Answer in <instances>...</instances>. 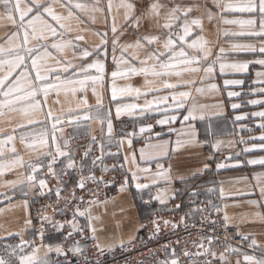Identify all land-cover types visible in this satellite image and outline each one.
<instances>
[{
    "label": "crops",
    "instance_id": "0c3cea01",
    "mask_svg": "<svg viewBox=\"0 0 264 264\" xmlns=\"http://www.w3.org/2000/svg\"><path fill=\"white\" fill-rule=\"evenodd\" d=\"M12 2L14 5L15 0ZM39 2L45 7L51 6L56 15L68 17L69 9L66 5L69 0ZM108 2L109 0H71L72 5L79 3L84 5V8L73 7L72 17L62 21L71 30L56 38L57 42L70 40L75 46L66 48L62 55L58 54L59 59L74 66L67 73L61 72L62 79L72 77L73 71H79L99 59L105 63L102 82L95 85L89 83L85 91H77L75 96L64 91H51L46 98L41 94L39 99L46 102L41 109L30 112L29 116L22 113L23 104L14 105L12 109H0V141H5L0 143V165H3L0 169L3 172L0 175V243L15 246L23 240L38 248L40 256L44 255L47 245H59L63 248L61 235L46 232L41 240V236L34 232L31 217V199L46 188V185L41 188L39 180L44 179L41 173L51 159L48 153L55 154L56 147L60 146L61 150L72 153L77 166L84 168L93 165L97 149L107 156L108 162L120 161L122 184L112 195L89 206L86 220H81L91 236L93 233L89 229V223L96 229L97 240H93L94 244L99 242L105 249H110L133 239L144 220L138 204L145 209L153 207L155 211L184 205L192 199L206 200L215 196L221 208L223 223L235 226L242 235H254L256 248L264 251V197H261L260 193V188L264 187V166L247 163L250 159L264 156V150L259 148L262 141L258 139L264 134V129L259 127L264 123V119L252 116L254 112L264 111V102L256 105L249 103L251 100L264 101V94L259 92L264 85L254 83L261 79L256 73L264 71V67L255 61L264 56L258 50L253 53L233 49V44L258 45L259 40L247 35H232L247 29L223 23L225 19H248L249 16L230 11L222 12L221 8L216 7V0H126L136 5L130 13L131 19L126 22V10L120 7L121 0H111V13L108 12ZM154 2L162 5L159 17L145 15L148 5ZM220 2L223 5L234 3L236 0ZM29 6H32V0H21L22 9ZM94 7H100L103 11H93ZM173 7H179L180 12L176 14L179 20L172 21V32L183 35L181 26L185 21L190 25L191 34L185 38L184 44L189 55H200L198 49L187 47V44L197 37L207 41V47L211 49L207 61L193 65L201 70L184 72L181 77H166L169 83L182 85L175 89H164L162 82L151 75H129L113 80L111 72L115 70L116 65L113 63L112 39L118 38L115 53L117 60L121 59L120 46L135 43L137 38L160 36L161 40L166 39L168 30L161 25L166 22V16ZM186 10H190L187 16L184 15ZM45 18L57 27L58 32L63 31L50 17ZM138 18L139 24L134 26ZM15 19L18 25V14H15ZM194 19H198L200 24H191ZM113 23L117 28L115 34L111 31ZM16 25L7 19L0 5V47L8 49L22 44L23 33L20 32L19 36L13 35L18 32ZM97 33H107V39H110L107 58L103 55H93L82 59L81 53L84 49L93 51L100 44L101 36ZM77 36H82L83 39L76 40ZM29 41V47L36 44L31 37ZM142 43L145 44L144 47L129 49L124 53L126 59H131L132 52L136 53L137 60L131 66L142 67L139 61L144 59L148 52L156 48L163 50L160 44L147 46L145 41ZM220 48L225 52L217 61ZM103 51L101 48V52ZM214 61V72L206 74L203 68ZM245 61L250 62L246 72L239 73L227 68L223 73L220 71V63ZM49 63L56 69L63 67L52 60ZM28 64L30 68V61ZM121 68L124 66L121 65ZM20 71L14 73L10 80L19 75ZM2 74L0 72V75ZM90 74L99 75L94 69L90 70ZM32 76H35L34 72ZM76 79H83V76ZM225 80H241L243 84L225 85ZM146 81H151L152 84H147ZM113 84L117 88L130 86L132 89H139L140 94L136 91L118 93L116 100H113ZM213 84L216 85L215 89L210 87ZM75 87L79 88V85ZM93 87L96 89V95H93ZM152 87H158L160 91H149ZM145 92L148 94L144 95ZM173 92L188 93L187 96L176 97L182 106L178 107L173 101ZM229 92L240 95L229 97ZM97 97L101 100L99 106ZM159 97L168 99L164 101L158 99ZM82 99L87 100V105L80 103ZM148 102H151L150 107ZM232 104H238L240 107L234 110ZM127 105L136 107L130 108L126 107ZM118 106L121 109L119 116L116 111ZM85 111L93 119L73 120L69 123L72 116H83ZM186 116L189 117L187 120ZM236 116L246 118L237 121ZM56 117L60 118V123L54 128ZM29 118L36 123L29 124ZM109 119L112 121L111 133L107 126ZM161 120L165 123H158ZM142 127H150L151 130L141 132ZM9 136L13 137L11 141L7 139ZM53 136L56 138L55 143ZM21 137L24 138L23 141ZM41 140L46 143L40 144ZM65 141L68 143L67 148L63 147ZM217 141L223 143L213 148L212 145ZM89 147L90 154L85 157L84 153ZM246 148L251 151L245 152ZM56 163L58 171L62 172L67 159L57 157ZM218 164L224 166L217 168ZM33 168L36 171H33ZM29 176L33 179L29 180ZM137 185L141 187L138 188ZM211 187L215 188L212 193ZM250 201L261 203L260 206H254ZM225 216L228 217L227 222ZM71 223L78 225L76 221ZM27 244L25 251L30 252L31 247ZM246 252L226 251L219 252L218 256L223 253L227 264H243L246 263L244 255H252ZM3 254L4 249L0 250V256H4ZM48 255L50 260L55 262V252Z\"/></svg>",
    "mask_w": 264,
    "mask_h": 264
},
{
    "label": "snow or ice",
    "instance_id": "6c2138e0",
    "mask_svg": "<svg viewBox=\"0 0 264 264\" xmlns=\"http://www.w3.org/2000/svg\"><path fill=\"white\" fill-rule=\"evenodd\" d=\"M0 5L3 7L4 13L7 15V19L12 21L14 25H16L15 14L19 15V24L16 25L18 28V32L14 33V36H19V33H23V42L21 45L4 49L0 47V72L3 74L0 75V109L5 107L12 109L14 105L23 104L24 107L21 109L22 113L25 116H29L30 112H35L37 109H41L43 104L46 101H41L39 97L41 94L46 98L51 91H55L59 93L60 91H64L65 93L71 92L73 96L77 93V91H85L89 86V83L95 85L97 82H102L104 79L105 73V63L99 59L94 60L91 64H87L85 67L79 69V71H73V76L62 79L61 72L67 73L70 68H73L69 62H65L58 58V54L62 55L66 48L68 47H75L72 41H56L57 36H63L67 31L71 29L66 27V25L62 22L67 18L72 17L73 15V7L75 9H82L84 5L76 3L75 5L71 4V0H69V4L66 5L68 7V17H62L56 15L53 11L51 6L45 7L43 3H40L39 0H32V6L21 8V0H15V4L13 5L12 0H0ZM120 7L124 8L125 21H129L131 19L130 13L136 7L135 4L126 2V0H121ZM162 5L159 3H150L148 5V11L145 15L149 17H159L160 9ZM216 7L221 8L222 12H232V13H241L247 14L249 16L248 19H225L223 23L231 24V25H239L242 29L246 28V31H241L239 33H232V35H247L251 38H257L259 40V44H233L232 48L237 49L240 51H248V52H258L264 56V0H236V2H229L221 5L220 0H216ZM112 3L111 0L108 2V12L111 13ZM93 11H103L100 7H94ZM188 11L184 12V15L187 16ZM180 12L179 7H173L171 11L166 16V22L161 25L162 28L167 29V38L161 40L160 36H145L142 38H137L135 43L132 44H125L120 46L121 52V59L117 60L115 53L117 51L118 45V38H114L111 41L112 51H113V63L116 65L115 70L111 72V77L115 80L118 77H126L129 75H137L143 74L145 77L151 75L152 77L158 78L162 82V86L164 89H175L180 84L176 83H169L166 77L169 76H176L181 77L184 72H198L201 69L199 67H193V65H198L201 61H207L209 56L211 55V49L207 47V41H204L202 38L197 37V39L192 40L191 43L187 44L188 48L198 49L200 55L197 56H190L189 53L186 51L184 44L186 43V37L190 36V25L187 21L181 26L183 29V35H179L177 33L172 32L173 28V20H179V17L176 15ZM45 16L50 17L51 21L55 22V25H58L60 29L63 31L58 32L57 27L54 26L53 23H50ZM139 18L135 22L134 26H138ZM193 25H199L200 21L198 19H194L191 21ZM258 25V29H257ZM113 34L117 32V28L115 23H113V27L111 29ZM49 34L51 39H49ZM97 35L101 36V42L99 45L96 46L95 50L89 51L88 49H84L81 53V58H89L93 55H103L104 58H107V33H97ZM225 35L227 36L228 33L226 32ZM29 37L32 40L36 41V44L29 47ZM76 40H82V36H77ZM142 41H145L147 46H152L153 44H160V48L153 49L152 51L148 52L147 56L140 60L139 63L142 67H135L131 66L134 61L137 60V55L135 52L130 54L131 59L124 58V53L129 49H138L145 46ZM179 41V43L177 42ZM49 44H51V48H49ZM101 48L104 49L101 52ZM179 49V50H177ZM225 50L220 48L219 54H217L216 60L219 61L221 56L224 54ZM55 61L57 65H63L61 69L53 68L52 64L49 61ZM30 61V68L28 62ZM151 62V63H150ZM248 61L245 62H233V63H220L219 68L220 71L223 73L224 70L232 69L235 72L243 73L246 72L249 66ZM256 64L261 65L264 67V58L257 59L255 61ZM121 65L124 68H121ZM95 70L96 73L99 75H91L90 70ZM215 69V61L209 64L207 67L203 68V71L206 74H211L214 72ZM18 70L20 71L19 75H16L13 79L14 73ZM35 73V76H32V73ZM78 76H83V79H76ZM256 76L259 79L254 83L258 82L264 85V71H259L256 73ZM10 81V82H9ZM55 81V82H53ZM147 84H152L151 81H146ZM243 81L241 80H225V85H242ZM75 85H79V88L75 87ZM211 88L215 89L216 85H210ZM93 95H96V89L93 87L92 89ZM136 91L137 94H140L139 89H132L130 86L117 88L115 84L112 86V98L116 100L118 93H125V92H132ZM149 91H160L158 87H152ZM260 94H264V87L259 89ZM148 93L145 92L144 95ZM188 93L186 92H173L172 99L177 104V106H182L181 102L176 99L177 96L184 97L187 96ZM229 97L239 96L240 93L236 92H229ZM158 99L167 101L168 97H159ZM264 101L260 100H251L249 101L250 104L256 105L260 104ZM82 105H87V100L82 99L80 101ZM149 103V107L151 106V102ZM101 104V100L97 97V105ZM126 107L135 108L136 105H127ZM240 105L232 104V108L235 110L239 108ZM117 115L120 114V107L118 106ZM2 115V112H0ZM254 117H260L264 119V111L254 112L252 113ZM49 117H51V112H49ZM189 117L186 116L185 120ZM245 116H236L235 120L240 121L245 119ZM56 124L53 125L55 128L57 124L60 123V118L56 117ZM90 120L93 119L91 115H89L86 111L83 116H72L69 123L73 120ZM29 124L36 123V121L29 118ZM158 123H165V121L161 120ZM101 124L103 125V119H101ZM108 131L111 133L112 131V121L109 119L107 122ZM260 128L264 129V123L259 125ZM150 131V127L148 129L141 128L140 131ZM8 141L13 139L12 136H9ZM23 137L21 140L23 141ZM55 136H53L52 140L55 143ZM255 139V138H251ZM262 143L259 145V148L264 150V134H262L259 138ZM93 141L95 138L93 137ZM0 143H5V141H0ZM40 144H45V140L39 141ZM222 141H217L215 144L212 145L213 148H217ZM64 148L68 147L67 141H65ZM256 147V145H253ZM12 151L14 152L15 149L13 148ZM245 152L251 151V149H244ZM90 154V147L88 150L85 151L84 156L87 157ZM51 156V159L48 162V171L49 174L53 176H57L54 169V164L57 161V157H64L67 159V163L64 165L62 171L67 173L68 170H72L77 168V164L73 158V155L70 151H63L61 150L60 146L56 147V153H48ZM99 159V158H97ZM96 160H93V165H95ZM249 165H262L264 166V156L259 157L258 159H250L247 161ZM223 164H218L217 168H222ZM82 168V166H80ZM207 167V166H206ZM3 168V165H0V169ZM33 171H36L33 168ZM3 172L0 171V175ZM89 179L95 180L94 176L88 177ZM29 180H32L33 177L29 176ZM12 183V182H8ZM39 184L41 188L46 185V181L44 179L39 180ZM78 186L80 188H84V181L81 179ZM137 187H141L137 185ZM261 197H264V187L260 188ZM60 190L57 189V196L59 197ZM250 203L254 206H260L261 202L258 201H250ZM179 207V205H177ZM80 215H84V212H80ZM256 215H260V213H256ZM264 219V217H262ZM228 217L225 216V221L227 222ZM30 223V221L28 222ZM71 223V222H68ZM167 223V221L165 222ZM60 228H63L64 225H59ZM225 227H227V223H225ZM89 229L93 233L90 239L97 240L95 235L96 229L91 227L89 223ZM80 234L83 237V229L76 224H72V230L68 233L65 237V241L69 240L73 237L74 234ZM237 235H241L237 232ZM241 239L247 240V235H242ZM41 240H43V234L41 233ZM256 240L253 239L249 247L256 246ZM27 242L21 240L20 244L15 246H8L7 255L0 256V264H58V262H53L49 258V253L55 252L57 257H65L64 264H70L67 261V253L71 252L73 255L83 256V264H89L88 257L84 255L87 245H81L79 241L74 242L67 250L62 248L61 246L57 245L53 247L52 245L46 246V251L43 256H40L39 249L27 244L28 247H31L30 252L25 251V245ZM94 247L102 254L105 251V247L101 246L99 242H97ZM203 248V245H200ZM226 251L228 252H238L239 249L229 246ZM173 251V255H174ZM211 254L214 258L216 257V253L211 251V249L204 250L203 253H197L196 255H208ZM184 255H190V253L185 252ZM219 260L221 264H227L226 257L223 253L220 254ZM244 260L246 264H264V256L257 257L254 255H244ZM79 264V262H77ZM96 264H100L99 261H96ZM164 264H179L177 259H172L170 262L165 261ZM205 264H211L210 261H205ZM239 264V262H237Z\"/></svg>",
    "mask_w": 264,
    "mask_h": 264
},
{
    "label": "built area",
    "instance_id": "2783aa9c",
    "mask_svg": "<svg viewBox=\"0 0 264 264\" xmlns=\"http://www.w3.org/2000/svg\"><path fill=\"white\" fill-rule=\"evenodd\" d=\"M97 151L95 165L86 168H81L80 165L65 173L59 172L55 163L57 176L49 174L48 165L42 171L46 188L31 199V217L37 236L46 232L61 235L65 250L76 241L87 245L84 255L88 257L89 264H96V261L100 264H164L172 259H177L179 264H205V261L221 264L217 259L219 251L229 246L257 257L264 256V252L256 246L249 247L251 241L256 240L254 235H247L248 239L244 240L241 239L242 234L237 235L235 226L225 227L215 196L206 200L192 199L179 207L155 210L143 220L133 239L105 249L101 254L94 247L88 228L83 226L81 220H86L89 206L106 199L117 190L123 182V175L120 172V161L108 162L107 156L100 150ZM90 176H94L95 180L89 179ZM81 179L84 181V188L78 186ZM57 189L60 190L59 197ZM210 190L215 188L211 187ZM80 212H84V215H80ZM72 221H76L83 229V237L77 233L65 241L72 230V223L68 222ZM61 224L64 225L63 228L59 227ZM201 244L203 248L200 247ZM206 249L215 252L216 257L211 254L196 255ZM185 252L190 255H184ZM66 259L70 264H83V256L73 255L71 252L67 253ZM64 261L65 257L55 259L58 264H64Z\"/></svg>",
    "mask_w": 264,
    "mask_h": 264
},
{
    "label": "rangeland",
    "instance_id": "374dc122",
    "mask_svg": "<svg viewBox=\"0 0 264 264\" xmlns=\"http://www.w3.org/2000/svg\"><path fill=\"white\" fill-rule=\"evenodd\" d=\"M110 47V39H108V48ZM61 170V169H60ZM212 191L213 190H210V192L212 193ZM215 193V192H214ZM182 205V204H181ZM194 206H196V205H194ZM192 207V206H191ZM140 210V212H141V214L143 215L142 217H144V219L148 216V215H150L151 213H153L154 212V209H153V207H148L147 209H145V207H141V209H139ZM8 243H0V250H2V249H4V256H6L7 255V250H8V245H7ZM226 248H223V249H221L219 252H223V253H226ZM264 252V251H263ZM247 253V252H246ZM248 254H250L249 252H248ZM219 255V254H218ZM217 259L219 260V256H217ZM219 263H221V261L219 260L218 261Z\"/></svg>",
    "mask_w": 264,
    "mask_h": 264
},
{
    "label": "trees",
    "instance_id": "16d2710c",
    "mask_svg": "<svg viewBox=\"0 0 264 264\" xmlns=\"http://www.w3.org/2000/svg\"><path fill=\"white\" fill-rule=\"evenodd\" d=\"M138 208L141 209V205L140 204H138Z\"/></svg>",
    "mask_w": 264,
    "mask_h": 264
}]
</instances>
